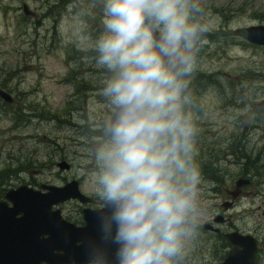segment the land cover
I'll use <instances>...</instances> for the list:
<instances>
[{"label": "rangeland", "instance_id": "rangeland-1", "mask_svg": "<svg viewBox=\"0 0 264 264\" xmlns=\"http://www.w3.org/2000/svg\"><path fill=\"white\" fill-rule=\"evenodd\" d=\"M201 3L210 30L189 83L200 214L182 264H220L233 231L256 239L255 261L264 264V47L244 33L264 25V0ZM101 9L100 0H0V90L12 98H0V202L20 186L76 181L91 202L53 209L80 226L83 209L105 206L96 153L112 112L100 95L106 73L89 47L103 30ZM239 179L250 184L222 206Z\"/></svg>", "mask_w": 264, "mask_h": 264}, {"label": "clouds", "instance_id": "clouds-1", "mask_svg": "<svg viewBox=\"0 0 264 264\" xmlns=\"http://www.w3.org/2000/svg\"><path fill=\"white\" fill-rule=\"evenodd\" d=\"M100 4L103 30L89 47L112 116L95 183L111 209L106 234L115 226L114 264H182L200 214L189 83L208 13L201 0Z\"/></svg>", "mask_w": 264, "mask_h": 264}, {"label": "water", "instance_id": "water-1", "mask_svg": "<svg viewBox=\"0 0 264 264\" xmlns=\"http://www.w3.org/2000/svg\"><path fill=\"white\" fill-rule=\"evenodd\" d=\"M23 11L30 15L25 5ZM244 32L249 44L264 47V25L246 27ZM0 98L12 102L2 90ZM248 183L244 179L236 181L233 199ZM4 198L0 202V264H114L115 226L111 234H106L104 228L106 218L111 215L110 208L83 209L82 227L66 221L59 210L52 209L70 199L83 204L90 202L80 193L76 181L62 188L41 185L40 190L20 186L6 192ZM227 206L230 203L224 205ZM205 228L213 230L210 225ZM225 238L232 248L221 264H255L254 237L230 232Z\"/></svg>", "mask_w": 264, "mask_h": 264}]
</instances>
